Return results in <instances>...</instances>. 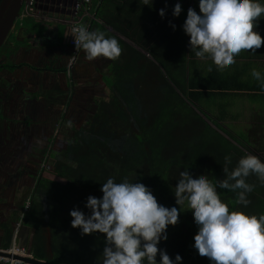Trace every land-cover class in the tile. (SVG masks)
<instances>
[{"label": "trees", "instance_id": "16d2710c", "mask_svg": "<svg viewBox=\"0 0 264 264\" xmlns=\"http://www.w3.org/2000/svg\"><path fill=\"white\" fill-rule=\"evenodd\" d=\"M95 11L99 22H93L91 30L99 25H114L121 19L123 2L100 0ZM182 25L179 21L176 53L170 55L165 43L156 51L150 49L170 81L153 62L135 52L130 64L117 67L109 98L100 100L85 126L75 129L66 147L52 155L54 162L48 172L64 183L44 175L37 178L22 217L23 225L32 232L27 251L36 259L54 264H102L104 234L82 236L79 228L71 226L69 213L79 208L89 214L85 208L87 197H102L100 188L108 178L117 183L125 178L141 182L151 189L159 204L171 208L175 206L173 192L180 171L189 169L193 175L203 173L222 179L225 156L231 157L232 168L248 154L218 132L201 115H206L204 110L198 109L199 113L189 104L198 101L199 94L187 91V67L192 56L188 60ZM167 38L170 36L163 40ZM15 68L0 63V73ZM214 125L220 127L217 122ZM247 182L255 186L247 196L251 201L247 207L235 203L236 193L224 189L218 192L230 211L264 214V181L250 175ZM180 210L184 213L175 226L167 228V240L158 247L171 258L181 253L183 260L178 264H210L193 247L198 229L191 210L186 204ZM11 240L12 235L4 249Z\"/></svg>", "mask_w": 264, "mask_h": 264}, {"label": "crops", "instance_id": "0c3cea01", "mask_svg": "<svg viewBox=\"0 0 264 264\" xmlns=\"http://www.w3.org/2000/svg\"><path fill=\"white\" fill-rule=\"evenodd\" d=\"M38 1L35 0L34 13L23 19V22L27 20L28 24L19 25L20 28L17 26L15 32L17 37L6 45L7 52L1 56L0 63H12L11 65L16 66L15 69L8 71V76L4 75L9 78L18 76L19 79L14 83L16 85L22 82V91L26 90L28 85L32 89L41 90L37 94L26 91L30 97L24 95L22 91L18 92L17 100L20 107L27 102L28 105H24L26 109L34 108L36 113L44 114L50 120L47 118L35 122L27 119L28 122L11 120L17 128L12 131L7 127L5 132L6 137L3 138L2 143L9 141L10 132H16L13 135L21 138L19 141L21 145L13 144L11 153L19 146L22 151L10 156V153L6 154V147L1 143L0 162L1 158L9 157V162L13 164L12 169L17 167V179L13 182L14 173L9 172L5 175L0 170V250H5L6 240L11 235L12 245L15 229L20 222L19 244L28 246L31 241L32 232L22 222L24 208L34 188V179L26 161L27 147L30 146L27 139H31L32 144L46 148L43 141L49 131L43 129L42 124L48 125L51 121L61 118L60 123L65 127V136L66 133H70L66 139V147L67 140L75 129L83 128L93 116L97 103L109 98L111 83L118 74L117 67L121 65L125 68L130 64L135 58V52L153 62L168 79V75L155 60L150 49L156 51L165 43L170 55L176 53L180 38L179 21L184 23L189 7L194 8L199 14L198 0H154L151 7L144 5L143 0H122L121 19L115 20L114 25H99L103 29L98 26L91 30L103 31L107 36L115 37L122 49L120 57L116 60L100 57L88 61L81 50L76 59L77 61L80 58L79 67L75 69L72 78L66 79L63 72L70 64L75 50L65 45L62 39L78 12L79 0ZM94 2L97 8L100 0ZM177 2L181 4L182 12L179 17H173L172 9ZM260 2L264 4V0ZM162 8L166 13L163 18L159 15V10ZM170 22L176 26L175 30L170 26ZM254 31L264 38V16L259 19ZM168 35L170 38L166 41L169 42H166L163 38ZM185 37L188 60L192 56L187 67V91L199 94L198 101H187L198 112V109L204 110L206 115H201L218 132L246 153L253 154L264 162V90L261 89L260 82L251 75L252 70L256 69L264 76V44L255 53L242 50L235 56V64L218 69L207 55L204 59L197 58L194 52L190 51V38L187 35ZM142 43L146 46H142ZM175 70L173 68L174 72ZM49 75L52 78L51 82L45 79ZM68 84L72 87L69 88ZM67 99L68 105L64 103ZM67 113L69 115L64 121L62 117ZM81 113L82 115H79ZM0 118L3 119L2 116ZM69 120L72 121L71 127L67 126ZM4 122H8L7 118ZM214 122L220 127L214 125ZM19 165L23 167L19 169Z\"/></svg>", "mask_w": 264, "mask_h": 264}, {"label": "clouds", "instance_id": "9594fccd", "mask_svg": "<svg viewBox=\"0 0 264 264\" xmlns=\"http://www.w3.org/2000/svg\"><path fill=\"white\" fill-rule=\"evenodd\" d=\"M154 0H143L152 6ZM199 14L189 7L182 25L190 38V51L199 59L206 55L218 69L236 63L241 51L255 53L264 44V38L254 31L264 16L260 0H198ZM182 6L177 2L173 17H179ZM165 9L159 10L161 18ZM170 26L175 30V25ZM76 49H82L85 58L93 61L103 57L116 60L122 53L115 37L103 31H90L86 25L73 28ZM211 71V68H209ZM252 77L264 90V76L256 69ZM72 126V121H67ZM223 178H209L206 174L193 175L189 169L179 172L175 185V206L158 203L150 188L141 182L125 178L115 182L108 178L102 183V197L88 196L85 208H73L71 226L80 234H104L105 247L102 264H178L183 260L177 252L171 258L166 250L158 247L167 240V228L178 223L180 208L187 205L197 226L193 247L210 264H264V214L259 216L243 211H230L218 189L236 193L235 203L247 207L248 194L254 185L247 182L250 175L264 181V162L253 154L241 157L232 168L230 156L224 157ZM33 256V255H32ZM159 256V260H157Z\"/></svg>", "mask_w": 264, "mask_h": 264}, {"label": "rangeland", "instance_id": "374dc122", "mask_svg": "<svg viewBox=\"0 0 264 264\" xmlns=\"http://www.w3.org/2000/svg\"><path fill=\"white\" fill-rule=\"evenodd\" d=\"M37 2H39L38 0H36ZM27 21V20H26ZM26 21H24L23 22V19H18L17 20V22H16V25L17 26H19V25H26V24H28V22H26ZM36 24V23H35ZM37 25V24H36ZM34 28V27H33ZM12 34H13V32H12ZM12 34L9 36V38L7 39V41H6V43H5V45L2 47V49H1V51H0V58H1V56H3V54L4 53H6L7 52V47H6V44H9V42H11V41H14V38H15V36L13 37L12 36ZM80 57V56H79ZM79 59L80 58H78V60L76 61V63H75V65L73 66V65H70V64H68L66 67H65V71L63 72L64 73V76H65V78L67 79V78H72L73 77V73H74V71H75V69L76 68H78L79 67V65H78V61H79ZM10 64H12V63H10ZM73 66V67H72ZM10 79H11V81L14 83V81H16V79L18 80L19 78H18V76H13V77H10ZM1 83V82H0ZM5 84V83H4ZM4 84H3V86L2 85H0V87H2L1 88V90H0V94L1 93H3V91H4V89H5V86H4ZM22 82L21 83H16V85H15V88L12 86V89H13V92L12 93H14L15 95H13V97H14V99L15 98H17V93L18 92H20V91H22ZM6 85V87H8V88H10L11 87V85H10V82L8 81V83L7 84H5ZM69 88L70 87H72V85H67ZM69 94V96L71 95L70 94V92L68 93ZM65 104H69V100L67 99V101H65L64 102ZM13 106L15 107H8V109H9V111L7 112L6 111V109L7 108H5V109H3V110H1V116L3 117V120H6V118H7V120L8 121H10V120H21V121H24V122H28L26 119V115L24 114V113H20V111H18L19 109H20V105L18 104V100H17V102H16V104H13ZM18 110H17V109ZM4 114H7V116L6 115H4ZM68 113L64 116V117H62V119L65 121L66 119H67V117H68ZM79 115H82V113L81 114H79ZM0 116V117H1ZM63 116V115H62ZM31 118V117H30ZM51 118H53V117H51ZM54 119V118H53ZM39 120H41V121H44V117L43 118H40ZM48 120H50V118H48ZM60 121H62L61 120V118H58L56 121L54 120V121H51L50 122V124H48V125H46L45 123L43 124V129H45L46 131H49V133H46V138H45V141H43L44 142V144H45V146H46V148H45V152H46V172L43 174L44 176H48L49 178H52V179H55V180H57V181H60V182H62V183H64V180H61V179H59V178H56L55 176H53L52 174H50V172H48V170H49V167H51V165L53 164V162H54V160H52V155L55 153H57V152H59L62 148H64L65 147V144H66V139L69 137V134L70 133H66L67 135L65 136V130H64V126H63V124H61L60 123ZM64 121H63V123H64ZM1 123H3L2 121H1V118H0V126H1ZM55 125H57L56 126V128H55ZM63 126V127H62ZM4 141V140H3ZM19 141V140H18ZM29 143H31V141H29ZM10 145H11V147H13L14 145L12 144V143H10ZM10 145H9V148L7 149V146H5L6 147V151L5 152H8V151H11V148H10ZM0 147H1V142H0ZM23 147V146H22ZM22 150H21V147L19 146L18 148H14V150H13V152H14V154H19L20 152H21ZM27 158L28 159H26V161L28 162V163H31V161H32V159H34L33 158V154H32V152H31V147L29 146V147H27ZM24 165V164H23ZM23 165H19V169L20 168H22L23 167ZM10 172H12V173H14L12 176H14L13 177V182L17 179V176H16V174H17V167H15L14 169H12ZM8 172H6V174H7ZM5 174V175H6ZM11 176V177H12ZM9 177V176H8ZM10 177V178H11ZM32 183H33V181H31ZM35 183H36V180H34V185H35ZM29 200V199H28ZM23 229V228H22Z\"/></svg>", "mask_w": 264, "mask_h": 264}, {"label": "flooded vegetation", "instance_id": "af4514ba", "mask_svg": "<svg viewBox=\"0 0 264 264\" xmlns=\"http://www.w3.org/2000/svg\"><path fill=\"white\" fill-rule=\"evenodd\" d=\"M15 32H16V30L13 31L12 35L15 36ZM16 37L17 36H15V39H16ZM9 44H10V42H9ZM8 71H9V69H6V70H3L0 73V82H1L0 85L3 86V84L4 83L7 84L8 81L10 82V85H11V87L8 88L4 84L5 89H4L3 93L0 94V113H1V110L5 109V108H7L6 111L8 112L9 111L8 107H14L13 104H16V102H17V98L14 99V97H13V95H15V94L12 93L13 92L12 86L15 88V83H13L9 77H6L4 75V74H6L8 76ZM45 79H47L48 82H51V79H52L51 75L46 76ZM1 88L2 87H0V90H1ZM26 91H28V92L33 91L35 94H37L41 90H40V88L32 89L31 87H29V85L26 86V90L22 91V93L24 95L26 94V96L30 97L27 94ZM25 104L28 105L27 102H24L19 110L17 108L16 109L18 111H20V113H24L27 116L26 118H27L28 121L35 122V121H38L40 118L44 117V120L47 118L44 114L36 113V111H34V108H27L26 109L25 106H24ZM4 115H6V114H4ZM1 121L3 122V123H1V126H0V142L2 143L3 138L6 137L5 136L6 135L5 132L7 131V127H8L9 130H12V131L16 130L17 127H16L15 123H13L11 120L8 121L7 123H5L3 119H1ZM5 125H8V126H5ZM14 133H16V132H12V133L10 132L9 141L2 143L3 146H7V149L9 148L10 143L15 144V146L21 145V144H19V141H21V138L18 137V136L16 137V135H13ZM5 140H7V139H5ZM28 141H31V139H27V142ZM29 144H30V147L32 146L31 147V152L34 155L33 156L34 159H32L31 163H28L27 165H28L29 171H30V173L32 175V178L34 180H37V178H40L46 172V168H47L45 166L46 165L45 147L44 148L39 147L36 144H32V142L29 143ZM43 145H45V144H43ZM10 148H11V145H10ZM7 153H10V156L14 155V152L11 153V151L6 152V154ZM9 161H10V158L7 157V156L1 158V162H0L1 168H0V170H2L5 174H6V172L9 173L12 170V168H13V164H11Z\"/></svg>", "mask_w": 264, "mask_h": 264}, {"label": "built area", "instance_id": "2783aa9c", "mask_svg": "<svg viewBox=\"0 0 264 264\" xmlns=\"http://www.w3.org/2000/svg\"><path fill=\"white\" fill-rule=\"evenodd\" d=\"M34 6L35 0H26L23 4V7L20 11L19 19H26L30 17L34 13ZM96 5L94 0H79L78 4V12L76 13L75 17L71 21L66 33L64 35L63 43L65 45H69L74 48V56L70 62V65H73L82 49L75 47L73 35V28L78 25H86L88 30H91L93 22H99L96 18ZM73 67V66H72ZM29 207V200L24 208V212ZM21 222L18 223V226L15 229L14 236H13V243L10 248L3 250L7 254L10 255H17V256H32L27 251L26 246L19 244L18 237L20 232ZM0 264H24L22 261L17 259H12L9 257L0 256Z\"/></svg>", "mask_w": 264, "mask_h": 264}, {"label": "water", "instance_id": "95a60500", "mask_svg": "<svg viewBox=\"0 0 264 264\" xmlns=\"http://www.w3.org/2000/svg\"><path fill=\"white\" fill-rule=\"evenodd\" d=\"M26 0H1L0 1V50L5 45L10 34L16 30V22ZM61 41V39H60ZM0 256L22 261L24 264H54L45 260H38L34 256L10 255L0 250Z\"/></svg>", "mask_w": 264, "mask_h": 264}]
</instances>
